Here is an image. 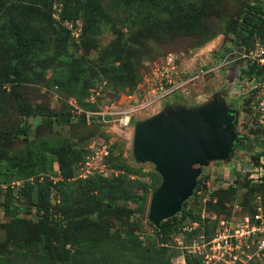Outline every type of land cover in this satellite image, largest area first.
<instances>
[{
	"label": "trees",
	"instance_id": "16d2710c",
	"mask_svg": "<svg viewBox=\"0 0 264 264\" xmlns=\"http://www.w3.org/2000/svg\"><path fill=\"white\" fill-rule=\"evenodd\" d=\"M102 1L0 0V115L17 107L21 114L34 119L36 129L51 128L54 124H89L85 112H90L92 108H86L82 97L100 72L119 90L134 88L141 80L137 52L133 51V46L137 48L138 45L140 48L143 43L140 39L145 35L153 40H162L171 34L187 36L200 33L199 36L203 38L200 44H203L216 35L206 28V32L203 30L208 18L213 15L222 18L221 11H211L217 5V0H111L115 16H111ZM231 4L230 15L235 17L230 20L224 18L227 29L233 35L236 46L250 47L252 40L257 41L264 36V2L256 7L247 5L248 10L236 9V1ZM55 5L58 6V17L62 22L75 24L78 20L82 21V45L87 52L96 50L93 38L101 32L102 27L116 34V41L106 49L110 53L109 58H101L103 62L100 61L99 67H96L98 62L87 56L76 59L66 53L68 33L61 26L55 38V49L51 52V44L40 28L33 29L21 23L24 18H32L39 23L50 24ZM253 10L254 14L251 15L250 11ZM135 27L137 32L133 31ZM123 28L129 32L126 37ZM244 65L241 73L247 80L264 84V68L247 60ZM49 70L58 74L69 90V96L84 111L78 117L71 116L66 101L65 108L57 112L27 102L26 86L43 81ZM250 99L246 100V104L251 102ZM90 118L101 121L100 117ZM30 128L31 124H26L10 133L0 129V184L45 173L51 168L54 159L65 179L74 177L76 180L57 183L56 188L62 198L59 208L62 217L53 223L49 222L46 214H41L42 210L47 213L48 195L44 183L38 185V201H29L25 207L27 212L35 208L39 225L33 226L41 228L38 232H29V223L17 217L21 207L5 202L3 210L9 222L0 225L5 232V236L0 238V264H171V260L179 256L168 247L174 236L188 239L204 235L209 240L218 222L223 220L216 216L225 210L230 213L224 199L220 197L216 200L215 193H211L208 211L202 220L191 210L185 209L184 202L180 213L161 222L158 228L149 223L153 234H144L141 239L137 231L138 220H130L135 214L142 215L144 198L130 194L125 188L129 175L134 176L136 170L110 155L113 148L111 143L105 160L117 175L105 178L92 174L82 179L79 178L78 165L84 162L88 151L75 150L67 141H28ZM20 136L26 138V144L16 149L15 140ZM104 141L108 142L106 139ZM253 147L256 151L252 159L257 163L259 156H264V151L260 144ZM76 163L79 164L73 170ZM144 176L150 181L148 189L153 193L161 182L160 176L153 168L148 169ZM201 182L200 177L190 199L200 189ZM244 183L247 196L241 204L246 211L256 194H261L264 202V185H251L245 179ZM31 190L29 187L28 191ZM235 194L236 190L230 188L224 192V198L227 196L232 201ZM128 203L136 207L131 209L127 207ZM209 212L216 218L212 219ZM110 218L119 222V227L111 226L108 221ZM185 221L197 223L199 227L184 230ZM184 255L186 264H202L200 258L188 253Z\"/></svg>",
	"mask_w": 264,
	"mask_h": 264
},
{
	"label": "rangeland",
	"instance_id": "374dc122",
	"mask_svg": "<svg viewBox=\"0 0 264 264\" xmlns=\"http://www.w3.org/2000/svg\"><path fill=\"white\" fill-rule=\"evenodd\" d=\"M219 1L217 0V5L212 7L211 11H214L215 9L219 12L221 11L223 19L216 17L215 15L210 16L203 28L205 32L208 29V32L211 30L216 33V35L209 41L200 44L203 39L202 36H199L200 33L187 36L171 34L166 35V37L162 40H153L152 38H149V36L145 35L142 39H140L143 40L140 48L138 45L137 48H134L133 46V51L137 52L136 60L139 65L141 75V80L134 88L119 90L110 84L100 72V74L94 79L92 86L83 95L82 103L87 105L86 108H92L90 112L97 111L105 106L112 107L114 105V110L118 112V115L115 117L116 121L113 123L101 124L102 122L98 121V119L90 118L89 124H54L51 128L42 127L41 129H38L37 127L36 129L34 119L31 116H24L17 107H14V109L9 110V112L4 115H0V129H6L10 133L13 129L21 128L26 124H31L29 135L27 137L28 141L33 139L45 140L51 143H55L57 141H67L73 145V149L78 151H87V147L92 142L97 140L106 139L109 141L111 146H113V148H111L110 155L117 158V161L123 163L130 169L134 168L136 170L134 176L129 175V178L126 181V190L132 195H141L144 198L142 215L135 214L132 216V220L130 221L134 222L138 220L139 228L137 231L139 232L140 238L144 234L152 235L153 230L147 219L152 193L148 189L150 181L144 176V173L150 168L154 169V167L149 163L140 165L135 162L133 156V133L134 126L138 122L150 118L151 113L156 111L157 106H162L165 101L157 102L150 107L132 112V116H130L132 122L127 126L122 127L118 120H121L125 116H129L130 114L128 112L134 109L137 105H140L145 98H147V91L150 89L149 85L151 83L153 84V68L168 55H175L179 57L180 70H190L189 73L184 77L182 76L180 80H185L189 76L196 75L200 70H209L208 73L203 76H199L197 80L185 86L188 89L189 95L187 96L184 94L187 97L183 99L184 102L189 103V105H196L199 107L207 103L212 92L221 89L219 88L223 83L221 79L224 80V78H228L227 81L229 84L232 83L233 78H236V74L244 67L245 64V59L238 58L237 54H234V52H246L244 50L251 49L253 42L256 41L252 40L253 42L250 47H242L240 45L236 46L234 44V37L231 33H229L227 24L224 22V18L230 20L235 17L230 15L231 3L234 1L237 2L236 9L239 7V9L242 8L244 10H248L247 5L252 7L261 6L264 0ZM102 3L111 16H115L111 0H103ZM187 4L188 3H186V5ZM58 11V6H53L51 13L52 21L50 24L39 23L32 18H24L21 20V23L24 26L27 25L33 29H37V27L40 28L42 34L51 44V52L55 49V38L60 33L59 26H61L68 33L66 43L67 50H65L66 53L73 55L76 59L87 56L88 59L98 62L96 67H99V63L103 62L101 61V58H103L102 60L109 58L110 53H108V50L106 51V49L111 43L114 44L117 39L116 34L112 33L108 28L102 27L101 32L96 33L93 38V45L96 47V50H90L87 52L86 48L82 45V21L78 20L75 24L62 22L58 17ZM207 12L211 13L210 11ZM250 14L253 15L254 10L250 11ZM118 16L120 17L119 14H117V17ZM136 28L137 27L133 28V31H136ZM122 32L125 34V37L129 35V32H127L124 28L122 29ZM134 45L136 44L134 43ZM228 55H230L229 63L226 62V64L220 67L221 62L225 57H228ZM97 69L98 68H96V70ZM216 81L219 82V86L216 85ZM26 87V97L28 103L32 106H46L52 112H57L60 109L65 108L66 99L68 97L72 98L69 96V90L64 86L61 78L58 74L51 70L46 72L43 81L27 85ZM177 92L181 93L180 90ZM255 93L256 91L252 92V94ZM250 98L251 102L248 104H246V100L238 99L233 107L239 112L234 131L240 138L238 144L235 145V149L233 150L230 160L228 162H210L207 166L202 167L200 175L201 180L209 182V185L213 189L212 193H215V199L217 200L220 197L224 199V204L230 211V213H227V210H225L220 214V216L216 217H220V219H223L225 222H232L234 224L239 222L241 216L245 212V209H243L241 204L246 200L247 196V186H245L243 174L245 171L250 169V164L254 162L252 156L256 149L253 146H255V144H260L263 148L262 150L264 151V127L259 123V113L257 108L259 100L255 99V95ZM124 120L125 118L123 121ZM25 139L26 138L23 136H20L17 140H15V146H17L16 149L25 147ZM78 164L79 163L73 165V170L76 169ZM120 172L124 173L123 171ZM75 180L76 179L74 177L65 179L59 168L58 162L54 159L51 164V168L47 169V172L45 173L0 184V225H5L9 222V217L4 214L3 205L5 202H10L13 205L21 207L22 210L17 214V217L24 219L29 223V232H38L41 230L39 226H33L35 224L37 225L39 221L35 208L31 209L29 212L25 210L29 201H38V185L40 183H44L48 195L47 213L42 210L41 214H46L49 222H57L58 219L62 217V213L59 210L62 204V198L60 192L56 188V185L57 183H70ZM29 187L32 189L31 192L28 191ZM230 188L236 190V194L232 201L229 200V198L227 199V196L224 198V192ZM211 195H209V200L205 203V205L199 202L198 198L194 196V198H189L186 201L184 207L185 209L191 210L194 215L198 216L202 220L201 213L204 210L206 217V211H208L207 203L211 200ZM127 207L134 209L136 206L132 203H128ZM182 207L183 204L181 208ZM208 214L212 217V213L209 212ZM108 221L114 228L119 227V222L114 219L110 218ZM1 227L0 238H3L5 236V232ZM202 236L205 240V236ZM199 238L200 236H193L188 239L183 237L182 248H178L174 236L171 243L168 244V247L170 249H174L178 255L186 254L187 250L185 247H188L193 240H198ZM173 263V260H171V264Z\"/></svg>",
	"mask_w": 264,
	"mask_h": 264
},
{
	"label": "built area",
	"instance_id": "2783aa9c",
	"mask_svg": "<svg viewBox=\"0 0 264 264\" xmlns=\"http://www.w3.org/2000/svg\"><path fill=\"white\" fill-rule=\"evenodd\" d=\"M235 53L238 58L245 59L257 67L264 68V36L257 39L253 49L243 53L235 51ZM178 61V56L168 55L155 65L152 71L153 84L151 83V86L148 84L150 89L147 91V98L140 105L129 111V116H125L121 120L117 119L122 127L130 123L132 112L161 102L171 94L183 90L187 84L197 80L199 76L209 72V70H200L198 74L189 76L185 80H180L182 72ZM229 61L230 55L224 58L220 67L226 62L229 63ZM241 85L251 89L264 86L261 82H254L246 78ZM66 104L72 117H78L84 112L73 98H68ZM113 106H105L95 112H85L87 123H89L90 116L100 117L104 124L113 123L118 115ZM257 108L259 123L264 127V100L260 101ZM124 118L125 120L123 121ZM109 144V141L106 142L101 139L92 142L87 147L88 155L78 167L79 178L85 179L92 174L105 178L117 175V172L109 168L105 160L109 154ZM249 167L250 169L243 174L244 179L251 185H264V156L260 155L257 163L252 162ZM212 192L213 189L209 182L202 180L201 187L197 190L195 196L199 202L205 205ZM201 217H205L204 210L201 213ZM215 218L214 215L212 219ZM198 227L197 223L192 222L184 224L183 229L189 231ZM175 241L177 247L182 248L183 238L176 236ZM185 249L188 254L200 258L202 264H264V202L261 194H256L251 199L249 206H247L238 223L234 224L220 220L211 239L204 240L203 236H200L198 240H193ZM172 260L173 264H186L184 254Z\"/></svg>",
	"mask_w": 264,
	"mask_h": 264
},
{
	"label": "water",
	"instance_id": "95a60500",
	"mask_svg": "<svg viewBox=\"0 0 264 264\" xmlns=\"http://www.w3.org/2000/svg\"><path fill=\"white\" fill-rule=\"evenodd\" d=\"M238 111L219 96L194 108L167 107L134 126L133 156L149 163L161 182L151 194L148 221L156 228L193 196L202 167L230 160L239 142Z\"/></svg>",
	"mask_w": 264,
	"mask_h": 264
},
{
	"label": "crops",
	"instance_id": "0c3cea01",
	"mask_svg": "<svg viewBox=\"0 0 264 264\" xmlns=\"http://www.w3.org/2000/svg\"><path fill=\"white\" fill-rule=\"evenodd\" d=\"M244 67H245V65H244ZM242 69H240V71L236 74V78L235 79L233 78L232 83H230V84L227 81L228 78H224V80L221 79V81L223 82L220 85L221 87H219L221 89H218L217 91L212 92L211 97H209L210 99L208 100V102L211 101L213 96L217 95L220 97L221 100H223L225 102L227 107L232 108L234 110H237L233 107L236 104V101L238 99L247 100L250 97L255 95V99L259 100L258 104L260 103V101H263L264 100V87L259 86V87H256L254 89H251V88L246 87L245 85L244 86L241 85L243 80L246 78L244 76V74L241 73ZM189 71H190L189 69H186V70L182 69L181 70V72H182L181 76H183V77L186 76L189 73ZM228 73H229V71H228ZM219 75H220V73H219ZM216 85L219 86L218 81H216ZM228 88H229V90H228ZM180 91H181V93L175 92V93L171 94L170 96H168L167 98H165L164 100H162V101H165V102H163V105L157 106L156 111L152 112L151 116L161 112L164 108H167V107H186V108L198 107L196 105H189V103L184 102L183 98H186L189 95L188 89L186 87H185V89L180 90ZM254 91H256V93L252 94V92H254ZM184 94H186L187 96ZM238 114H239V112H238Z\"/></svg>",
	"mask_w": 264,
	"mask_h": 264
}]
</instances>
